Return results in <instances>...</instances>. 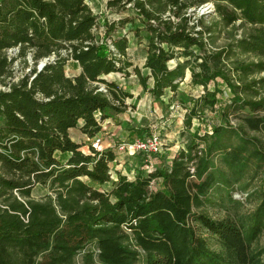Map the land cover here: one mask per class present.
Returning <instances> with one entry per match:
<instances>
[{
  "label": "trees",
  "instance_id": "trees-1",
  "mask_svg": "<svg viewBox=\"0 0 264 264\" xmlns=\"http://www.w3.org/2000/svg\"><path fill=\"white\" fill-rule=\"evenodd\" d=\"M208 1L224 26L249 25L233 45L211 50L209 29L189 24L184 10ZM168 3L161 17L134 1L136 26L132 18L101 20L87 0H0V77L11 65L7 49H29L35 58L17 83L0 89V264H76L80 253L82 264H264L256 244L264 235V77H252L264 72V0ZM127 21L131 30L117 35ZM134 39L146 43L149 73L132 70L151 102L175 92L187 70L203 93L188 105L185 127L208 112L218 119L203 133L198 126L169 162L160 157L153 171H116L114 178L120 141L96 149L91 139L134 108L126 101L132 93L103 78L131 65ZM237 51L257 59H232ZM178 52L182 61L169 67ZM52 54L38 71V60ZM245 107L250 112L231 123ZM70 129L88 139L73 140ZM123 132L133 139L151 129L126 125L118 140ZM34 188L41 199L32 197ZM234 191L255 200L254 208L238 212L244 205ZM215 201L232 211L210 215L205 207Z\"/></svg>",
  "mask_w": 264,
  "mask_h": 264
},
{
  "label": "rangeland",
  "instance_id": "rangeland-1",
  "mask_svg": "<svg viewBox=\"0 0 264 264\" xmlns=\"http://www.w3.org/2000/svg\"><path fill=\"white\" fill-rule=\"evenodd\" d=\"M109 0H87V4L91 7L93 13H99L104 18H116V19H133V25L139 24V21L136 17L135 8H134V1H143L146 7L153 9L155 13L161 14V17H165L168 14L167 6L169 0H119L113 7H107ZM185 4L191 3L194 0H180ZM212 3L213 8L206 9L207 5ZM215 7L213 2L208 1L199 6L196 4L191 7H187L184 11L190 17V23H196V28H208L209 33H204V38L206 41L207 48L211 50L220 49L225 47L229 44L234 43L235 39L240 38L246 31L248 24L241 23L237 21L235 24L230 26H224L217 16L216 12L214 11ZM120 21V20H119ZM123 21V20H122ZM132 25L127 22H123L116 28V34L119 35L124 30H131ZM143 39V38H141ZM134 39L128 44V52L133 53L135 56V64L136 67H141L140 70L144 72L142 69V62H144L143 57L146 53V43L144 40ZM196 52H198L197 47L194 48ZM5 55L11 60V65L8 68V72L0 77V89H7L10 85L15 84L21 79L26 73L30 71V69L34 66V59L33 53L26 49L22 52L21 49L15 47L13 49H7L5 51ZM61 55L65 56L66 52L61 51ZM233 57V56H232ZM240 59L243 61H254L257 59V56L252 53H240L236 52L235 58L232 59ZM182 57L180 56L179 52L176 54V57L171 59L168 62L169 67H173L177 62L182 61ZM46 58L38 60L36 63V69L39 68V65L43 66L46 64ZM144 67V66H143ZM133 68H129L128 70L124 69L122 71L124 76V80H118V84L121 85L120 87L123 90L132 93V97L128 98L126 101L127 103H131L134 105V108L129 110L127 113L123 115L122 123L119 124V127L113 128V125H106L104 131H108V129H112L115 133L117 131H121L120 129L126 125V120L129 119L136 120L137 122L141 123V125L148 127L151 129V132H157L160 134L162 139V152L158 156L150 155L149 158H141L138 155H129L123 153V151H119L118 148L115 150L116 155V162H112L110 164V172L112 173L111 176L115 178L116 171H122L130 176L135 175L136 172L142 171L146 174L148 171H153L154 168L159 167L161 165L160 157H164L165 161L169 162L171 159V155L186 147V143L189 141V136L193 133V131L200 126V133H203L205 124L211 126V122L217 121V115L214 112H208L206 114V119L203 121H199L197 118H193L191 122V126L189 129L185 127L184 119L185 114L187 113V107L192 101L193 98L198 97L203 93L202 87L195 88L193 87L190 79L189 72L185 71V77L182 81H180L178 85V89L174 91L167 90V92L162 95L160 100L151 102L146 99L145 94L138 89L134 88L135 81L132 79H138V77H130V74H133ZM68 70V69H67ZM69 74V70L66 72ZM252 77L260 78L264 77V72L255 73ZM108 80H111L110 76H107ZM118 79V78H117ZM92 85V84H91ZM212 86H210L211 88ZM137 91L140 93L137 94ZM260 95L264 96V88H261ZM230 92L227 88L224 87V98L229 97ZM248 108H244L242 110H238L233 112L230 115L231 123H236L238 117L241 114L249 113ZM262 113V112H260ZM121 118V119H122ZM201 123V125H199ZM113 132V133H114ZM121 133V132H120ZM252 135L257 134L255 131H250ZM124 140L128 141L129 135L127 136L126 132H123ZM81 133L79 131L73 130L72 137L73 138H80L85 140L81 137ZM92 140V139H91ZM93 141V140H92ZM105 141V140H104ZM121 141V140H117ZM119 144V143H118ZM117 144V147H118ZM84 151H88L87 147H82ZM148 161V163H147ZM147 163L148 166H144ZM143 166V167H142ZM103 188L109 189V184H105ZM44 192L41 190H34L32 191V197L34 199H41L43 197ZM233 196L237 199H240L243 202L244 206L237 207L236 210L239 211H246L251 210L254 208L256 202L255 200H245L246 194L240 193L238 191H234ZM205 209L207 212L214 216V217H221L231 212L233 208L228 205L226 207L220 205L216 201L206 205ZM256 243L259 247H264V235H261L259 240ZM82 253L78 254L75 258L76 264H82Z\"/></svg>",
  "mask_w": 264,
  "mask_h": 264
},
{
  "label": "built area",
  "instance_id": "built-area-1",
  "mask_svg": "<svg viewBox=\"0 0 264 264\" xmlns=\"http://www.w3.org/2000/svg\"><path fill=\"white\" fill-rule=\"evenodd\" d=\"M213 8L212 3L210 5H207L206 9ZM15 47L9 48L13 49ZM55 55L52 54L48 57H46V62L53 61ZM43 65V63H42ZM43 67V66H42ZM41 67V68H42ZM40 65L38 68V71L41 69ZM98 90L105 91L103 85H99ZM92 146L96 149H100L101 146V138L97 134L92 139ZM162 139L160 137V134L157 132H151L148 135H144L142 137H136L133 139H130L128 141H123L118 145V150L128 153L129 155H140L142 158H149L150 155H157L162 152Z\"/></svg>",
  "mask_w": 264,
  "mask_h": 264
},
{
  "label": "crops",
  "instance_id": "crops-1",
  "mask_svg": "<svg viewBox=\"0 0 264 264\" xmlns=\"http://www.w3.org/2000/svg\"><path fill=\"white\" fill-rule=\"evenodd\" d=\"M127 50H128V48H127ZM145 57H146V53H145V55H144V57H143V60H145ZM134 59H135V56L133 55V53L131 52V53H129L128 51H127V61H129V63H131V65L128 67V68H126V70H128V72H130V70H129V68H133V67H136V64H135V61H134ZM141 66H142V69H144V72L142 71V73H144V74H147V73H149V71H148V69L147 68H145V67H143L144 66V62H142V64H141ZM138 68L140 69L141 67H139L138 66ZM70 71V70H69ZM74 71H77V72H79L80 71V68H75V70ZM70 73H71V71H70ZM125 74H123V73H120V74H117L116 72H110V73H108V74H106V75H103V78H105V79H107V76H110V78H112L111 80H113V81H115V83L120 87L121 85H119L118 84V80H124V76ZM136 77V75L135 74H130V77ZM118 78V79H117ZM125 78H127V77H125ZM108 80V79H107ZM133 81H135V83H136V85L135 84H131L130 83V85H134V88H136V89H138L139 91H141V92H143L142 91V88L140 87V84H139V81H138V79H132ZM121 88V87H120ZM139 91H137V94H139L140 92ZM145 94V93H144ZM145 97H146V99H148L149 101H151L150 99H149V97H148V94H145ZM129 111V110H128ZM122 117H123V115H122ZM124 118V117H123ZM123 118H122V120L121 121H124L123 120ZM116 121V120H115ZM120 123H122V122H120ZM134 123H139V122H137L135 119L134 120H130L129 119V121H127L126 120V125L127 126H131L132 124L134 125ZM141 124V123H140ZM106 125H113V128H116V127H119V124L117 125V124H114L113 122H110L109 120H107V121H105L103 124H102V131H100L99 133H98V135L100 136V138H101V146H100V149H102V148H104V147H107V146H112L113 145V143L114 142H116V140H118V139H121L122 137H123V135H122V133H120L122 130H123V128L126 126V125H124L120 130L121 131H117V133H115L112 129H108V131H104V129L106 128L105 126ZM73 130L74 129H70L69 130V135L71 136V138L73 139V140H76V141H85V140H87L88 139V137H86L84 134H82L81 133V137H83L85 140H83V139H80L79 137L78 138H73L72 137V132H73ZM114 132V133H113ZM105 140V141H104ZM91 142H92V140H91ZM123 153H125V154H128V153H126V152H123ZM131 156V155H130ZM115 162H116V160H115ZM146 167L148 166V165H145ZM143 167V166H142Z\"/></svg>",
  "mask_w": 264,
  "mask_h": 264
},
{
  "label": "water",
  "instance_id": "water-1",
  "mask_svg": "<svg viewBox=\"0 0 264 264\" xmlns=\"http://www.w3.org/2000/svg\"><path fill=\"white\" fill-rule=\"evenodd\" d=\"M43 65H40V68L42 67Z\"/></svg>",
  "mask_w": 264,
  "mask_h": 264
}]
</instances>
